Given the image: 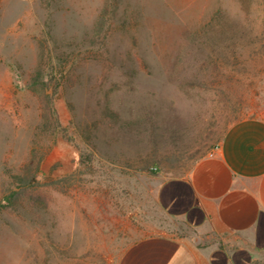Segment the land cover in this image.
Wrapping results in <instances>:
<instances>
[{
    "label": "rangeland",
    "instance_id": "374dc122",
    "mask_svg": "<svg viewBox=\"0 0 264 264\" xmlns=\"http://www.w3.org/2000/svg\"><path fill=\"white\" fill-rule=\"evenodd\" d=\"M263 114L264 0H0V264L193 238L160 176Z\"/></svg>",
    "mask_w": 264,
    "mask_h": 264
},
{
    "label": "crops",
    "instance_id": "0c3cea01",
    "mask_svg": "<svg viewBox=\"0 0 264 264\" xmlns=\"http://www.w3.org/2000/svg\"><path fill=\"white\" fill-rule=\"evenodd\" d=\"M156 200L195 236L145 237L117 264H264V114L231 124L186 175L160 176Z\"/></svg>",
    "mask_w": 264,
    "mask_h": 264
},
{
    "label": "trees",
    "instance_id": "16d2710c",
    "mask_svg": "<svg viewBox=\"0 0 264 264\" xmlns=\"http://www.w3.org/2000/svg\"><path fill=\"white\" fill-rule=\"evenodd\" d=\"M221 140H222V139H221ZM221 140L219 141V143L221 142ZM219 143H218V144H219Z\"/></svg>",
    "mask_w": 264,
    "mask_h": 264
}]
</instances>
